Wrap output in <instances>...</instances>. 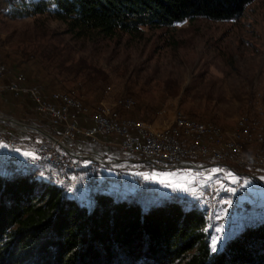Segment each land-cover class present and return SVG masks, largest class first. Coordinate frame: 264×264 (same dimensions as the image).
Segmentation results:
<instances>
[{
  "label": "rangeland",
  "instance_id": "rangeland-1",
  "mask_svg": "<svg viewBox=\"0 0 264 264\" xmlns=\"http://www.w3.org/2000/svg\"><path fill=\"white\" fill-rule=\"evenodd\" d=\"M52 6L50 3L49 7ZM34 17L11 16L0 7L1 48L27 51L32 55L31 61L11 70L40 88L53 87L60 99L61 96L74 97L86 108L83 115L91 117L90 113L94 110L97 114L100 108L112 115L118 110L120 114L132 113L128 117L146 120L154 134L156 131L148 123L152 119L159 118L163 122L165 116L173 119L175 115L171 125L174 126L177 116L184 115L218 126L227 138L242 117L264 122V0L249 1L232 18L210 19L196 15L158 27L140 25L131 33L120 32L93 40L72 36L65 31L64 23L48 12ZM174 87L176 92L169 94V89ZM127 99L132 100V105L124 110ZM0 118H10L11 121L5 122L15 130L52 141L28 125L40 129L54 138L57 150L61 141L64 142V138L26 120L2 114ZM6 139L15 142L11 137ZM242 153H249L248 144L238 152L229 151L226 160L203 161L208 169L200 171L168 164L153 165L139 156L138 161L148 166L130 169L129 166L136 163L119 164L114 159L92 156V164L107 163L112 172L111 176H105L88 167L79 179H97V183L88 184V189L82 183H67L78 180L73 174L83 166L79 157L81 163L67 169L43 161L32 163L39 153L21 162L7 155V161L17 172L44 166L46 177L69 192H65L68 195L79 188L87 194L89 190L122 196L145 193L153 200H162L175 192L183 206L203 210L213 250L214 240L218 248L241 225L264 219V168L238 165ZM161 173L174 175L162 183ZM126 174L132 176L128 181ZM153 174L157 179L151 178ZM191 178L193 184L189 183ZM236 184L238 188L230 190L229 195L222 191ZM237 200L249 207H234Z\"/></svg>",
  "mask_w": 264,
  "mask_h": 264
},
{
  "label": "trees",
  "instance_id": "trees-1",
  "mask_svg": "<svg viewBox=\"0 0 264 264\" xmlns=\"http://www.w3.org/2000/svg\"><path fill=\"white\" fill-rule=\"evenodd\" d=\"M249 1L15 0L9 13L36 19L48 12L72 36L93 40L196 15L232 18ZM31 58L27 51H7L0 43L5 70ZM175 92V87L168 91ZM2 162L0 264H264V219L241 225L213 251L203 210L183 206L175 192L153 200L145 193L89 190L85 206L52 183L44 166L17 172L7 155ZM133 166L148 165L137 161ZM126 175L128 181L132 176Z\"/></svg>",
  "mask_w": 264,
  "mask_h": 264
},
{
  "label": "built area",
  "instance_id": "built-area-1",
  "mask_svg": "<svg viewBox=\"0 0 264 264\" xmlns=\"http://www.w3.org/2000/svg\"><path fill=\"white\" fill-rule=\"evenodd\" d=\"M3 73L4 66L0 63V77ZM3 89L15 94L31 96L34 101V111L40 115L49 117L51 124L65 123L62 133L63 138H72L75 134L93 138L96 134H100V130H109V134L113 133L123 137L119 144L123 151L128 154L137 155L141 160L153 165L160 163L176 168L187 167L189 170H207L208 165L203 164V161L210 160L215 163V156H220V149H228L229 153V147H236L239 150V144L249 145V153H242V160H248V162H262L264 160V151L260 149V140H264V135H260L258 139H249L242 143L231 142V145H224L220 140L218 147H211V141L203 138V131L206 130L204 125L199 127L190 126V132L184 135H174L173 126H169V129L165 131L156 130V135H147L145 132L135 131V124L142 123H134L133 117L122 116L118 111H114V120H106L102 116H94L93 112L90 113L94 125L91 129H83L78 127L72 120H69V118L72 119L78 114L87 112L81 102L59 99L58 92L52 95V98L58 102L57 104L44 102L41 97L40 88L34 85L26 86L24 77L20 74L15 75L14 81L8 84H0V91ZM128 108L130 106H124V110ZM145 121L143 120V122ZM180 123L183 122L179 120V123L176 124ZM260 126L251 125V127ZM0 140H3L2 133H0ZM4 143L6 148H16L17 150L15 142L11 139H5ZM31 153L43 154L44 158L52 161V165H58L59 167L81 163L78 157L62 155L56 151L53 141L41 140ZM195 161L200 163H196ZM8 164L11 165L10 162ZM187 174L190 175L191 171ZM67 183H82L84 188H87V184L97 183V179L75 180ZM237 188L236 184L231 189L226 188L222 191H227L229 195L230 190H236ZM215 191L220 190L215 189ZM234 207H249V204H242L237 200V206Z\"/></svg>",
  "mask_w": 264,
  "mask_h": 264
},
{
  "label": "crops",
  "instance_id": "crops-1",
  "mask_svg": "<svg viewBox=\"0 0 264 264\" xmlns=\"http://www.w3.org/2000/svg\"><path fill=\"white\" fill-rule=\"evenodd\" d=\"M14 1L15 0H0L1 9L9 11V7ZM12 68H15L14 65L9 66L8 70L10 71L4 70V73L0 77L1 85H5L14 81L16 74L11 70ZM24 83L26 86H36L35 84L29 83L26 80L24 81ZM40 90L41 97L44 102L53 104L58 103L55 99L52 98V95L57 92L53 87L48 86L45 88H40ZM0 114L9 115L17 119H23L31 123L36 122L42 128H44L43 130L47 129L49 130L50 134H54L60 139L63 138L62 133L65 128V123L53 125L51 124L49 117L36 113L34 111V101L29 95L15 94L5 89L1 90ZM121 114L122 116H132V113L128 112ZM158 114H160V112H158ZM174 118L175 115L173 116V119L170 115H167L165 116V120H163V122L159 118H155L150 121L151 123H148L150 124L153 131H163L165 128L168 129V127L173 124ZM69 120H72L78 127L83 129H91L94 125L89 115L78 114L72 119L69 118ZM0 133L3 134V140H0V160L6 155H11L14 160H17L18 162L24 161L26 158L31 156L26 155V153H31L32 150L41 141V138H39L36 134L15 130L11 128L10 125L7 124L4 120H0ZM9 137L14 139L17 150L16 148H6L4 140ZM122 139V136L113 133H100L96 134L93 138L83 137L81 135L75 134L70 139L64 138V142L61 141L60 143L62 147L59 145L60 150L57 151L60 152L62 155L74 156L82 159L83 168H80L77 172L73 174V177H78V180L84 176H81V174L85 170V168L88 167L98 170L101 174L105 176H111L112 167L109 164L105 163L101 164L100 166H97L96 164H92L94 163V160L91 157L99 156L105 159H114L119 164H123L124 162H127L128 164H135L138 161V159L135 158H138V156L134 154H128L120 148L119 144ZM132 167L134 168L135 166ZM174 172L175 171H172L171 173ZM115 181L117 183H120V181ZM192 181L193 179L191 178L189 180V183L193 184ZM194 186L195 185H193V187ZM70 196L82 205H87L89 203V197L87 192H84L79 188H75L73 190V194H71Z\"/></svg>",
  "mask_w": 264,
  "mask_h": 264
},
{
  "label": "bare ground",
  "instance_id": "bare-ground-1",
  "mask_svg": "<svg viewBox=\"0 0 264 264\" xmlns=\"http://www.w3.org/2000/svg\"><path fill=\"white\" fill-rule=\"evenodd\" d=\"M63 97L62 100L65 101H75L79 102L76 99L71 98L70 96H61ZM58 98H59V92H58ZM60 99V98H59ZM132 105V100L127 99L124 101V106H131ZM97 112V111H96ZM112 112V111H111ZM114 112V111H113ZM94 114V111H93ZM94 116H102L106 120H114L115 119V114H110L108 110H100L97 112V114H94ZM251 119V121H250ZM179 120L183 123H179ZM134 123H142V124H135V131L136 132H145L147 135H156L151 132L149 126L147 123L143 122L142 120H134ZM206 128V130L203 131V138H207L211 141V147H218V142L221 140L224 145H231L232 143H242L245 142L248 138L249 139H258L260 135H264V122H261L257 118H250V117H242L238 127H236L233 132L231 133V136L229 138L225 137L221 129L213 124L209 123H204V122H199L196 120H192L184 115H178L177 119L175 121V125L173 126V133L174 135H177L178 132L182 133L183 135L185 133L190 132V126L192 127H199L203 126ZM252 126H260V127H251ZM215 128V129H213ZM245 129V130H242ZM101 132L109 133V130H100ZM244 144H239V150H242ZM260 149L264 151V140H260ZM236 147H229V151H239ZM228 149H220V156H215V162L216 160H226L228 158ZM231 157V156H230ZM242 158V157H241ZM41 161L46 162L48 165H52V161L49 159L44 158L43 154H37V157L31 160L32 163H41ZM238 165H249L253 167H260L264 168V160L262 162H248V161H241L240 159L237 160ZM76 164V163H75ZM54 167L60 168L58 165H52ZM73 166V164L71 165ZM71 166H63L61 168H70ZM87 189H88V184H87Z\"/></svg>",
  "mask_w": 264,
  "mask_h": 264
},
{
  "label": "snow or ice",
  "instance_id": "snow-or-ice-1",
  "mask_svg": "<svg viewBox=\"0 0 264 264\" xmlns=\"http://www.w3.org/2000/svg\"><path fill=\"white\" fill-rule=\"evenodd\" d=\"M26 155H33L32 153H26ZM171 175H174V174H170V173H161L160 176L163 177V179H161V182L164 183L166 182L167 178ZM152 179H157V175L156 174H153V176L151 177ZM168 186H173L171 184H169ZM213 244H214V247H213V251H216L217 250V241L214 240L213 241Z\"/></svg>",
  "mask_w": 264,
  "mask_h": 264
},
{
  "label": "water",
  "instance_id": "water-1",
  "mask_svg": "<svg viewBox=\"0 0 264 264\" xmlns=\"http://www.w3.org/2000/svg\"><path fill=\"white\" fill-rule=\"evenodd\" d=\"M0 120H4V121H11V119L10 118H0ZM29 127H32V128H34V129H36L37 131H39L40 133H42L45 137H47L48 139H50V140H52V141H55L54 140V138L53 137H51L50 135H48V134H46V133H44V132H42L40 129H38V128H36V127H34V126H32V125H28ZM61 147H62V145L61 144H59ZM143 161V160H142Z\"/></svg>",
  "mask_w": 264,
  "mask_h": 264
}]
</instances>
